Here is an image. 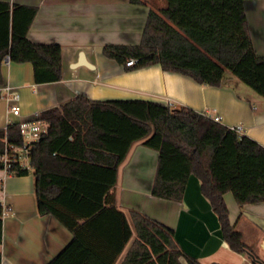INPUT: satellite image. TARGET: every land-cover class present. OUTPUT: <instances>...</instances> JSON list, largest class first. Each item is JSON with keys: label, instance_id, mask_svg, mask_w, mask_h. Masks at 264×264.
<instances>
[{"label": "trees", "instance_id": "trees-1", "mask_svg": "<svg viewBox=\"0 0 264 264\" xmlns=\"http://www.w3.org/2000/svg\"><path fill=\"white\" fill-rule=\"evenodd\" d=\"M246 1L166 0L163 8L150 11L140 44L106 45L104 55L124 65L134 58L131 68L160 64L210 86H222L230 71L264 97V57L251 39ZM37 13L35 6L0 1V85L8 57L31 62L36 83L63 78L61 45L28 38ZM42 118L49 128L32 150L33 170L14 166L8 173H33L39 214H52L74 234L47 264H116L133 231L111 190L119 165L138 141L160 153L154 196L181 201L196 175L230 247L263 263L231 224L225 201L232 192L240 206L264 202V146L256 140L189 107L172 109L145 99L95 100L81 93L42 112ZM23 143L19 121L0 129V154L7 144ZM107 216L117 217L120 237L114 226L98 224ZM131 216L137 237L124 264H183L185 253L173 229L139 211Z\"/></svg>", "mask_w": 264, "mask_h": 264}, {"label": "crops", "instance_id": "crops-1", "mask_svg": "<svg viewBox=\"0 0 264 264\" xmlns=\"http://www.w3.org/2000/svg\"><path fill=\"white\" fill-rule=\"evenodd\" d=\"M0 1L37 7L28 38L38 44L61 45L63 57V78L50 83H36L31 62L5 61L0 129L11 122L32 119L36 111L60 108L84 93L95 100L145 99L172 109L189 107L210 117L219 115L222 124L230 128L242 125L243 135L264 146V97L230 71H226L222 86H210L164 70L160 64L131 68L104 55L106 45L140 44L150 11L163 8L166 0ZM245 11L254 48L264 57V0H247ZM82 51L95 69L74 67ZM6 85L21 93L19 117L8 112L9 103L3 96ZM159 154L138 141L119 165L117 184L111 191L118 209L127 216L133 236L116 264H124L137 237L132 211L173 229L175 241L185 253L183 264H191L189 259L201 264H264V202L240 206L232 192L225 194L231 224L263 262L254 263L250 252L235 251L223 237L220 218L196 175L190 176L181 201L152 194ZM0 177V203L12 208L0 232L2 264H47L73 239V232L52 214H39L33 173L14 175L0 169ZM101 220L100 226H114L120 237L121 224L116 216Z\"/></svg>", "mask_w": 264, "mask_h": 264}, {"label": "built area", "instance_id": "built-area-1", "mask_svg": "<svg viewBox=\"0 0 264 264\" xmlns=\"http://www.w3.org/2000/svg\"><path fill=\"white\" fill-rule=\"evenodd\" d=\"M10 58L6 59L9 62ZM136 63V59L131 58L126 62V66L132 67ZM4 97L9 103L8 112L14 117L21 115V93L12 86L6 85L3 87ZM215 121L221 122V116L216 115L212 117ZM20 122V133L23 137L24 143L21 146L6 145L5 151L0 154V162L3 165L1 170L8 173L9 169L17 166L22 170H33V163L31 153L36 143L40 141L42 136L48 132L49 123L42 118V112L36 111L30 120H23ZM232 129L236 130L240 135H243L244 128L242 125H237ZM2 177H0V180ZM0 219L4 220L8 217L12 208L6 203H0ZM259 264V263H258Z\"/></svg>", "mask_w": 264, "mask_h": 264}, {"label": "water", "instance_id": "water-1", "mask_svg": "<svg viewBox=\"0 0 264 264\" xmlns=\"http://www.w3.org/2000/svg\"><path fill=\"white\" fill-rule=\"evenodd\" d=\"M79 65H85L89 67L90 69H95V65L87 60L85 52L83 51L80 53V58L78 62L74 64V67H77Z\"/></svg>", "mask_w": 264, "mask_h": 264}]
</instances>
